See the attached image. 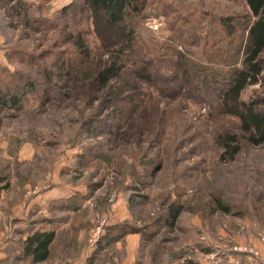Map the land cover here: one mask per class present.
<instances>
[{
	"label": "rangeland",
	"instance_id": "1",
	"mask_svg": "<svg viewBox=\"0 0 264 264\" xmlns=\"http://www.w3.org/2000/svg\"><path fill=\"white\" fill-rule=\"evenodd\" d=\"M161 1L169 9L153 14L152 5L144 25L167 49L126 53L120 76L101 86L97 73L125 41L120 27L109 26L86 0H0V86L17 93L34 80L41 92L43 72L59 75L62 63L75 75L62 94L56 87L65 81L55 76L47 95L0 107V264H32L21 246L31 225L57 231L51 259L38 264H259L229 257L228 249L231 235L256 246L264 234V144L250 145L239 120L218 112L216 82L207 81L210 91L181 94L167 90L175 78L159 76L178 73L167 65L174 49L223 75L226 64L216 58L228 53L232 38L212 18L237 16L240 24L247 8L243 0H184L191 18H206L197 19L199 34L187 31L191 38L183 42L169 24L178 4ZM154 19L157 31L148 25ZM78 34L88 58L77 53ZM261 58L264 68V52ZM143 66L157 74L155 84L142 79ZM243 97L261 98L264 107V69ZM228 133L239 136L234 159L222 157L219 145ZM75 193L85 194L76 210L35 211L36 202ZM171 203L184 206L174 228L165 220ZM118 225L111 237L117 241L107 245V227Z\"/></svg>",
	"mask_w": 264,
	"mask_h": 264
},
{
	"label": "trees",
	"instance_id": "2",
	"mask_svg": "<svg viewBox=\"0 0 264 264\" xmlns=\"http://www.w3.org/2000/svg\"><path fill=\"white\" fill-rule=\"evenodd\" d=\"M86 1L95 11L103 15L105 22L109 26L120 27L122 29V36L125 38L124 43L119 46L117 51L118 54L114 57V60L97 73L95 80L101 86H107L112 79L120 76L124 69V65L119 63V61L121 60V56H126V53L144 56L143 49L146 48L147 53L149 49H151L152 52H156V47L167 49L164 44L159 45L153 42L154 36L152 37L150 35L151 31L144 25V21L149 14L147 11L149 7L153 5V14H156L155 9L164 13V11L169 9V4H167L166 9V4H163L161 0ZM243 1L247 10L240 19V24L236 22L237 16H216L212 18V22L219 23V29L224 30L226 36L232 38L227 44V51L229 54L226 52L227 54L225 56L216 58V61L226 64L224 67L227 70L224 71L223 75L216 72L213 67L203 64V62L193 61L188 56L181 53L180 50L174 49V55L168 56L169 62H167V65L177 69L178 73L175 74L176 70H173L172 76L168 75L171 77H165L162 73H159V76H163L166 80L175 78V81L166 84L167 90L169 92H179L181 94L189 92L197 94L200 90H202V92L210 91L212 87L207 86V81L216 82L219 86L216 90L218 97V109H216L218 112L237 118L246 141L250 145L260 146L264 144V107L261 105L262 99L246 100L243 95L248 86L259 82L260 75L264 69L263 59L261 58V54L264 52V0ZM175 2L178 4L176 8L178 14L174 15L173 20L169 22L170 29L174 32L176 40L181 37L183 42H185L191 38V34L187 35L186 32L194 31V36H196L201 29L197 19L206 18V15L200 14L193 19L190 17L193 13V8L190 3L184 0H175ZM172 12H174V9H172ZM182 19L183 21L181 23L177 22V20L180 21ZM212 36L213 37L207 40H204L203 37L205 48L209 43L215 42L217 34L214 33ZM73 43L77 47V53L83 55L85 58L89 57V47L81 34L75 36ZM151 46L154 48H151ZM169 47L171 48L172 46ZM240 48V52L245 53L241 60H239L238 57L240 56ZM43 73L45 88L41 90V92L37 91V83L34 80H26L22 91H20L21 88L19 90L20 92L18 91L19 93H16V89L15 91H9L6 87L0 86V107L11 106L19 108L28 95H33L35 93H40L41 96L47 95L54 87L52 80L55 76L57 78L63 77L65 81V84H62L63 86L56 87L59 94H62L61 92L63 91L71 90V82L73 79L75 81V75L72 74L69 69L67 70V65L63 63L60 65L59 75H57L55 71L50 70H45ZM156 75L154 76L147 67H142L141 76L147 83L155 84ZM198 75L201 76L200 82L197 80ZM54 92H56V90H54ZM201 93L198 94L199 97ZM219 145L222 150V157H227L229 159H234L241 150L239 136L235 133L222 135L219 138ZM84 197L85 194L75 193L66 198L54 199L48 204V209H51L52 207L50 206L53 205V207H56L55 209L76 210ZM219 204L220 209L224 212L231 211L228 205ZM35 211L36 213L42 211V207L37 205ZM183 211L184 206L181 204L171 203L170 206H168L165 220L171 228L176 226ZM118 228H122V226L107 227L108 232L105 235L106 238L111 241L109 242V240H107V245L113 243V241H117L113 240L111 237L115 235L114 232ZM122 231L120 230V232ZM125 231L127 232V230ZM134 232L136 233L137 231H132V229H130L127 233ZM23 233L24 238L21 240L22 253L26 259H29L30 263L38 264L51 259L53 254L52 247L57 238V231L55 229L35 228L31 225L28 226ZM237 237L236 234L231 235L230 240L232 241V239L235 238L238 239ZM103 248L106 247L102 246L101 250ZM228 254H231L230 256L228 255L229 257H242V259L250 257L247 254L232 251H228ZM242 263L247 264L243 261Z\"/></svg>",
	"mask_w": 264,
	"mask_h": 264
},
{
	"label": "built area",
	"instance_id": "3",
	"mask_svg": "<svg viewBox=\"0 0 264 264\" xmlns=\"http://www.w3.org/2000/svg\"><path fill=\"white\" fill-rule=\"evenodd\" d=\"M148 25L152 30L157 31L159 30L161 23L158 20L154 19V20H150L148 22ZM102 228H103V224L93 228L91 232L93 242H95L97 238L99 237L100 233L102 232ZM259 240L264 244V234L260 235ZM228 250L232 252H239V253L247 254L254 260H257L259 264H264V256L261 253V251L258 250L255 246L244 243L240 241L239 239H236V240L232 239V241L230 240V245H229Z\"/></svg>",
	"mask_w": 264,
	"mask_h": 264
},
{
	"label": "crops",
	"instance_id": "4",
	"mask_svg": "<svg viewBox=\"0 0 264 264\" xmlns=\"http://www.w3.org/2000/svg\"><path fill=\"white\" fill-rule=\"evenodd\" d=\"M70 195V194H69ZM69 195H60V196H53V197H51V198H49L48 200H47V202L46 203H38V202H36L35 204H37L38 206H40V207H42V210L43 211H46L47 210V207H48V204L50 203V201H52V200H54V199H59V198H66V197H69ZM24 238V237H23ZM22 238V239H23ZM255 245L256 246H260V248L258 247V249H260L261 250V252H262V250L264 249V244L258 239V243L257 242H255ZM255 246V247H256ZM263 252H264V250H263ZM262 252V253H263ZM264 254V253H263Z\"/></svg>",
	"mask_w": 264,
	"mask_h": 264
}]
</instances>
